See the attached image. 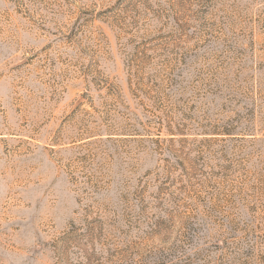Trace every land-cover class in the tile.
<instances>
[{
    "label": "rangeland",
    "instance_id": "obj_1",
    "mask_svg": "<svg viewBox=\"0 0 264 264\" xmlns=\"http://www.w3.org/2000/svg\"><path fill=\"white\" fill-rule=\"evenodd\" d=\"M0 264H264V0H0Z\"/></svg>",
    "mask_w": 264,
    "mask_h": 264
}]
</instances>
